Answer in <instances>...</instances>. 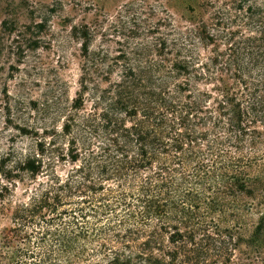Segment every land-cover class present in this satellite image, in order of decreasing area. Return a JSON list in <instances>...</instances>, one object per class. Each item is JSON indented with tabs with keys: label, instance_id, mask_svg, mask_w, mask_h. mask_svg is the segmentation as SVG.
<instances>
[{
	"label": "trees",
	"instance_id": "1",
	"mask_svg": "<svg viewBox=\"0 0 264 264\" xmlns=\"http://www.w3.org/2000/svg\"><path fill=\"white\" fill-rule=\"evenodd\" d=\"M129 14L114 50L94 46L98 20L73 26L76 97L33 103L42 125L21 132L34 146L1 173L0 264H250L244 245L264 234V0L188 26Z\"/></svg>",
	"mask_w": 264,
	"mask_h": 264
},
{
	"label": "rangeland",
	"instance_id": "2",
	"mask_svg": "<svg viewBox=\"0 0 264 264\" xmlns=\"http://www.w3.org/2000/svg\"><path fill=\"white\" fill-rule=\"evenodd\" d=\"M231 1L0 0V181L11 162L34 146L33 138L21 132L26 125H42L33 103L76 97L81 55L73 26L94 25L98 20L106 35H98L94 46L103 44L114 50L118 47L115 41L124 40L122 24L125 16L131 17L129 13L137 14V24H143L144 19L154 23L170 14L176 25L188 26L199 18L209 21L216 7ZM40 22L44 23L41 31L35 28ZM114 25L118 26L116 31ZM23 31L39 39L38 48L26 44ZM23 188L18 185L13 200L25 199ZM257 218L248 217L249 225ZM7 224V219H0V227ZM244 249L250 256L245 262L264 264V234Z\"/></svg>",
	"mask_w": 264,
	"mask_h": 264
}]
</instances>
